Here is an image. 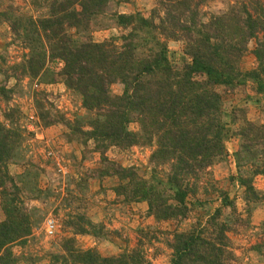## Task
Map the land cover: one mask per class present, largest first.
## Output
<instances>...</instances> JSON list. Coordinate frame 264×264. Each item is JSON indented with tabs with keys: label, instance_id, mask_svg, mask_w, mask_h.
<instances>
[{
	"label": "trees",
	"instance_id": "trees-1",
	"mask_svg": "<svg viewBox=\"0 0 264 264\" xmlns=\"http://www.w3.org/2000/svg\"><path fill=\"white\" fill-rule=\"evenodd\" d=\"M113 1L30 0L39 15L28 16L13 5L2 10L0 0V25L8 24L14 40L28 50L19 64L0 62L1 101L8 104L13 99L17 87L7 86L10 79L17 84L25 78L52 84L57 74L47 64L61 60L64 84L79 98L88 118L70 121L52 114L36 94L41 125L63 124L69 142L85 147L93 142L107 164L98 178L115 176L117 200L125 205L147 203L148 216L157 222L189 218L196 205H191L190 197L198 195L206 170L224 161L226 141L239 137L235 159L250 218L257 206H264V192L254 185L257 176H264V123L249 122L244 108H227L219 89L233 91L251 84L256 95L250 99L257 103L264 99V0H231L233 4L218 13L204 10L212 0H156L149 18L113 12ZM110 24L128 31L121 36L122 44L116 39L95 42L92 32ZM170 41L184 45L188 61L181 68L170 59ZM251 41L257 43L252 52L257 68L245 71L242 61ZM114 84L124 85L121 95L112 92ZM3 117L0 196L5 220L0 222V264H19L22 258L13 246L25 244L42 220L26 204L40 199L43 192L33 187L25 198L17 181H26L30 173L17 179L10 176L8 166L23 160L21 149L27 138L16 124L20 110L11 109ZM133 123L140 126L138 132L129 130ZM138 146L154 148L150 179L104 156L111 147ZM221 196V206L204 224L172 234L170 264H229L233 252L228 233L235 229L231 224L248 227L249 219L236 217L234 202L227 194ZM226 209L231 211L227 215ZM65 225L73 236L62 239L49 264H152L140 248L117 257L78 248L77 235H105L104 226L93 224L84 214L71 217ZM261 235L257 250L264 247V222Z\"/></svg>",
	"mask_w": 264,
	"mask_h": 264
},
{
	"label": "rangeland",
	"instance_id": "rangeland-1",
	"mask_svg": "<svg viewBox=\"0 0 264 264\" xmlns=\"http://www.w3.org/2000/svg\"><path fill=\"white\" fill-rule=\"evenodd\" d=\"M1 1L2 10H6L8 5H13L21 14L39 15L30 5V0ZM231 4H233L231 0H212L204 10L218 13L227 10ZM155 7L156 0H115L111 4L113 12L138 13L144 18H149ZM124 34L127 35L128 31L115 28L113 25L92 32L95 42L116 39L118 45L122 44L121 36ZM256 44V41H251L248 45L249 53L242 61V69L245 71L257 68L252 53ZM183 48L182 42H169L170 59L177 68H181L184 62L188 61L184 57ZM27 53L28 50L14 40L8 24L0 25V62L6 61L7 66H13L21 63ZM47 68L57 74L52 84L39 83V80L32 81L29 78L17 84L14 79H10L7 86L17 87L13 99L8 104L0 99V120L3 121V115L11 109L20 110L21 117H17L16 124L21 126L23 135L27 138L21 149L23 160L8 166L10 176L17 179L30 173L26 181H17L18 188L23 189L25 198L31 196L30 190L33 187L43 192L40 199L27 201L26 207L35 210V218L39 217L42 220L25 244L13 246L15 255L22 258L19 264H49L50 254L58 251L62 239L73 236V232L65 224L71 217L81 214L93 224L103 225L105 235L101 238L77 235L75 237L78 248L96 249L104 257H117L140 248L152 264H170L172 250L168 244L173 238L172 234L175 231L187 232L197 223L204 224L221 206L222 193L227 194L234 202L236 217L240 216L241 220L249 219L248 227L231 224L235 229L228 233L233 252L229 264H264V247L256 249L262 240L264 206H257L250 218L248 217L247 203L244 200L245 187L238 179L235 159V153L240 149L239 137L228 139L226 159L206 170L200 182L198 195L190 197L191 205L194 203L196 205L192 206L193 211L189 218L180 222H157L148 216L147 203L125 205L117 200L113 190L118 186L119 180L115 176L103 180L98 178L99 172L107 164L104 163L103 156L95 151L93 142L86 147L69 142L66 138L68 130L63 124L49 128L41 125L35 103L36 94H39L36 99L44 104L46 110L52 111V114L60 113L70 121L78 117L85 120L88 118V114L81 108L79 98L64 84L60 74L64 63L61 60L48 62ZM3 81L4 77L0 74V83ZM111 90L114 94L121 95L124 85L114 84ZM219 91L227 108H244L249 122L264 123V99L260 103L250 99L256 95L253 85L248 84L233 91L225 89ZM129 130L138 132L140 126L133 123L129 125ZM153 151V147L145 146L127 150L111 147L104 156L109 162L124 168H135L140 176L150 179L153 169L150 157ZM254 185L258 191L264 192V176H257ZM230 212V209H226L224 214ZM49 217H54L57 223L56 235L52 238L47 237L44 231V223ZM4 220L0 196V222Z\"/></svg>",
	"mask_w": 264,
	"mask_h": 264
},
{
	"label": "built area",
	"instance_id": "built-area-1",
	"mask_svg": "<svg viewBox=\"0 0 264 264\" xmlns=\"http://www.w3.org/2000/svg\"><path fill=\"white\" fill-rule=\"evenodd\" d=\"M44 231L47 237H54L57 231V223L54 217H49L44 223Z\"/></svg>",
	"mask_w": 264,
	"mask_h": 264
}]
</instances>
